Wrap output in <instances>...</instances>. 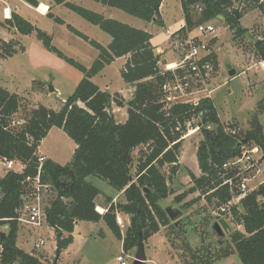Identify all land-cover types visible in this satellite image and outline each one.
Masks as SVG:
<instances>
[{
  "label": "trees",
  "instance_id": "16d2710c",
  "mask_svg": "<svg viewBox=\"0 0 264 264\" xmlns=\"http://www.w3.org/2000/svg\"><path fill=\"white\" fill-rule=\"evenodd\" d=\"M33 8L36 0H22ZM103 6L118 9L144 22H154L163 26L159 7L163 0H92ZM63 5L89 24L98 27L111 38L107 47L90 40L70 25L66 29L88 43L98 56L89 69L64 57L51 45V38L35 29L29 22L14 12L3 27L13 29L23 36L36 30V37L49 52L76 67L83 78L73 93L67 97L59 111L38 106L33 109L28 121L16 130L9 124L17 113L21 99L0 88V160L16 161L23 166L21 173L7 171L0 178V225L9 226L8 234L1 238L4 252L1 264H46L34 254L24 253L17 247L18 223L16 221L26 194L32 188L26 179L34 180L39 173V183L48 185L55 193L53 200L45 208L46 224L53 229L55 238V259H58L73 243V229L77 221L98 223L105 226L122 241L123 251L130 252L136 247L139 232L143 241L166 227L170 222L165 209L158 203L165 200L170 192L168 180L178 170V155L186 133V124L198 119L202 139L195 157L201 176L196 177L188 170L192 183L180 197L199 193L209 203L216 201L219 207L226 204L236 189L223 185L234 178V172L222 169L227 161L241 155L242 147H256L264 159V134L256 121L243 135L231 133V126H223L215 107L209 98L194 104L167 102L164 86L173 82L178 75L160 67V56L151 45L152 36L147 32L129 27L120 22L105 19L102 15L73 5L69 0H53ZM240 6H238V5ZM246 4H251L264 19V0H181L185 26L177 31L183 38L198 24L222 17V22L234 37L245 34L240 20ZM202 11L197 13L195 8ZM242 6V7H241ZM50 10V9H49ZM46 11V8H45ZM47 16L58 25H64L51 13ZM10 44L0 45V57H12L17 51ZM252 54L257 62H264V37L256 39ZM128 57L120 70L122 81L133 87L132 99L127 103L118 95L102 92L91 81L115 59ZM209 60L216 67V56ZM177 74V75H176ZM126 107L127 120L117 123L112 115V106ZM208 124L216 128L206 129ZM52 128L62 130L76 145L68 164L61 166L51 160L41 165L37 162V150ZM146 147L148 153L139 158L132 173L133 152ZM170 166V176L166 178L162 169ZM40 167V168H39ZM88 177L97 178L116 192L123 193L124 203L111 204L103 215L95 211V199L101 192L91 185ZM107 202L111 199L106 198ZM130 216V224L122 238L116 222V214ZM232 222L243 229L234 232L231 243L241 264H264V184L248 193L237 206L230 208ZM174 223V230L179 228ZM179 239H177L178 241ZM200 264V263H199Z\"/></svg>",
  "mask_w": 264,
  "mask_h": 264
},
{
  "label": "rangeland",
  "instance_id": "374dc122",
  "mask_svg": "<svg viewBox=\"0 0 264 264\" xmlns=\"http://www.w3.org/2000/svg\"><path fill=\"white\" fill-rule=\"evenodd\" d=\"M37 1L48 5L55 18L65 20L90 40L106 46L109 36L98 27L89 24L65 6L56 5L53 0ZM69 2L98 14H101L103 8L92 0H69ZM26 4L22 0H9L7 5L12 10L16 7L17 15L29 22L35 29L48 35L51 38V45L64 57L89 69L96 60L98 52L88 43L69 33L65 27L56 25L52 18L41 16L34 12L33 7L29 5V8ZM45 7V5H40L37 11L43 14ZM245 8L242 20H240L241 27L246 31L242 37L235 38L234 30L229 29L222 21L217 23L213 21L217 38L212 39L210 44L216 56V67L213 66V71L203 81L189 76L184 69L177 70L180 77L170 82L172 86L177 87V90L172 92L173 99L170 103L194 104L201 99L209 98L223 126H231L233 130L243 135L250 129L251 123L256 121L262 126L264 134V62H257L252 54L253 43L256 39L264 37V19L251 4H246ZM1 9L0 23L2 22ZM111 12H113L111 13L113 20L153 35L152 44L162 50L163 57L168 62L178 61L179 53L173 51L170 37L166 34V30L170 33L176 32L182 24L177 0L164 1L163 26L146 23L122 11L113 10ZM105 15L108 17L109 13ZM1 24L0 45L8 43L13 45L12 47L17 51L12 57H0V88L22 98L20 107L14 115L15 121H28L34 109L33 105L55 112L59 111L62 107V100L64 101L73 93L83 78L82 72L59 58L57 54L46 50L37 39L36 30L28 36H23L13 29L3 28L5 29L3 32ZM228 67L235 71L234 76L228 75ZM121 68L122 62H115L106 67L101 74L93 77L91 81L102 91L117 92L121 87L123 88L124 83L120 77ZM49 88L55 92H49ZM198 122V119H193L186 124V133L178 155V170L173 180L167 182L170 194L158 203L162 209L169 207L181 212L182 217L177 226L179 231L174 230V223L170 221L166 227H161L158 233L147 238L144 241L147 259L145 264H241L230 237L234 232H242L243 229L237 227L227 215L224 220L230 227V233L225 239L218 241L211 232V225L216 220L214 217L217 208L216 201L212 200L209 203L199 193L187 195L180 202L176 199L192 186L188 170L196 177L201 176L195 159L196 149L202 139ZM20 126L16 125L13 128L9 126V129L13 131ZM205 128L211 130L216 127L214 124H208ZM52 132L44 143L40 144L41 151L43 153L58 152L65 156L69 153L73 142L61 130L55 128ZM244 148L245 150L251 149ZM147 153L146 147H139L135 151L132 163L133 174L139 158ZM37 156H39L38 151ZM254 159L255 168L244 174V177L249 180V189L256 188L264 179L262 154L259 152ZM13 168L17 169L16 166ZM6 172L7 166L0 160V178ZM162 173L168 178L170 166H165ZM88 180L96 187L101 186L103 190L110 192L113 190L97 178L89 177ZM54 196L53 192L42 193L41 206L47 207ZM120 216L123 218V227H119L123 238L130 224V216L121 214ZM116 222L118 224L117 219ZM82 224L87 227L83 230V240H77L75 245L67 253L63 251L58 259L54 256V235L46 224L42 226L18 224L16 242L23 252L34 254L46 264H117L116 256L121 253L125 255L126 264H132L135 248L125 253L122 249V241L118 240L103 222ZM1 234L7 236L8 230ZM41 240L44 244L36 248Z\"/></svg>",
  "mask_w": 264,
  "mask_h": 264
},
{
  "label": "built area",
  "instance_id": "2783aa9c",
  "mask_svg": "<svg viewBox=\"0 0 264 264\" xmlns=\"http://www.w3.org/2000/svg\"><path fill=\"white\" fill-rule=\"evenodd\" d=\"M9 0H0V9H1V19L4 23L5 20H9L11 18L12 13L15 10H12L7 4ZM197 13H200L202 9L200 7L195 8ZM36 12L37 8L35 9ZM40 13V12H38ZM42 14V13H40ZM218 16L215 20L204 22L195 26V28L191 32L186 33V37H181L179 34L172 33L170 37H173V41L171 45L173 46V51L179 53L178 61L171 62L167 65H161V67L166 69V71L174 72L179 69H184V71L189 75L193 76L197 80L203 81L205 77H208L209 74L213 71V64L209 60L211 54H213V50L211 49V40L217 38L215 34V25L214 22H219ZM2 23V24H3ZM3 27V26H2ZM6 29V27H3ZM5 29L4 32H5ZM7 30V29H6ZM194 33V34H193ZM170 65H173V68H169ZM178 77L175 76V79ZM177 87L172 86L170 82H168L164 86V93L166 95L165 99L167 102H171L173 99L172 92L176 91ZM24 121L12 119L9 126L10 128L15 127L16 125H23ZM232 134H236L237 131L231 129ZM259 153V150L256 147L251 148L250 150H245L242 147L241 155L232 158L223 164L222 169L228 170L230 172H234L233 179H227L223 182V185H228L231 189H237V194L233 195V197L226 204H223L215 209L214 217L225 219V216H230V208L237 206L242 198H244L248 193L255 190L258 186L264 184V179L259 183L256 188L249 189V180L244 177V174L250 172L253 168H255L256 162L254 156ZM37 162L41 165L45 159L43 157L37 156ZM8 168L11 167L12 162H7L5 160L2 161ZM40 168V167H39ZM238 180L240 182L238 183ZM32 188V192L28 193L23 198V203L20 209L17 211L18 217L16 219L18 224L22 225H32V226H42V224H46V216H45V208L41 206V196L42 193H52L50 187L48 185H42L39 183V173L34 180L26 179ZM48 206V205H47ZM95 210H98L95 208ZM97 213L102 215L101 212ZM119 227H123L122 223L118 221ZM9 227L7 224H3L0 227V231L3 232L8 230ZM1 232H0V240H1ZM44 242L41 240L36 245V248L42 246ZM3 244L0 242V264L3 257ZM117 264H126L124 253L116 256Z\"/></svg>",
  "mask_w": 264,
  "mask_h": 264
},
{
  "label": "crops",
  "instance_id": "0c3cea01",
  "mask_svg": "<svg viewBox=\"0 0 264 264\" xmlns=\"http://www.w3.org/2000/svg\"><path fill=\"white\" fill-rule=\"evenodd\" d=\"M164 1L165 0H163L162 1V3H161V5H160V7H159V14H160V19H161V22H162V24H163V20H162V9H163V4H164ZM178 2H179V6H180V13H181V17H182V24H181V26H180V29L181 28H183L184 26H185V21H184V17H183V12H182V8H181V0H177ZM36 2L39 4L38 5V7H37V9L39 8V6L40 5H45L46 7H47V11H45V9H44V13L43 14H40L41 16H47V14L48 13H51V8L48 6V5H46L45 3H43L42 1H37L36 0ZM99 4V3H98ZM26 5H28V4H26ZM101 5V4H100ZM103 8H102V11H101V14H102V16L105 18V19H111V20H113V18L111 17V13H113V12H111V11H113V10H118V9H114V8H109V7H106V6H103V5H101ZM28 7L30 8V6L28 5ZM45 7V8H46ZM35 9L36 8H33V10H34V12H36L35 11ZM50 9V10H49ZM15 11H14V13L16 14V7H15V9H14ZM118 11H120V10H118ZM109 13V15H108V17L105 15V13ZM36 13H38V12H36ZM52 14V13H51ZM98 14V13H97ZM100 14V15H101ZM53 15V14H52ZM54 17V16H53ZM220 19H219V21H222V17L220 16L219 17ZM60 19V18H59ZM53 20V19H52ZM61 21H63V23H64V25H58V24H56V25H58V26H60V27H65V29H66V25H69L65 20H63V19H60ZM242 20V19H241ZM2 21V20H1ZM114 21H116V20H114ZM118 22V21H117ZM1 23H3V21L1 22ZM0 23V24H1ZM147 23V22H146ZM151 23H154V22H151ZM150 23V24H151ZM2 26V25H1ZM71 26V25H70ZM72 27V26H71ZM75 29V28H74ZM2 30H3V27H2ZM67 30V29H66ZM139 30V29H138ZM68 31V30H67ZM141 31H144V30H141ZM178 31V30H177ZM176 31V32H177ZM4 32V31H3ZM69 32V31H68ZM79 32V31H78ZM145 32V31H144ZM176 32H174V33H176ZM70 33V32H69ZM148 34H149V32H147ZM72 34V33H71ZM166 34L167 35H169V37H170V34H172V33H170V32H168L167 30H166ZM151 35V34H150ZM75 36V35H74ZM152 36V39H151V45L155 48V52H156V54L157 55H159L160 56V62H162L163 60H165L166 61V64H170L171 62H168L167 61V59L165 58V57H163V54H162V50L160 49V48H158V47H155L153 44H152V40H153V35H151ZM78 38V37H77ZM172 40H173V37H170V41L172 42ZM110 41H111V38L109 37V39L108 40H106V46L105 47H107L108 45H109V43H110ZM104 47V46H103ZM127 59H128V57H122V58H118V59H115L110 65H107V66H105V68L106 67H108V66H111L112 64H115V62H118V61H121L122 62V67L124 66V64L126 63V61H127ZM105 68L99 73V74H101L104 70H105ZM122 69V68H121ZM98 74V75H99ZM98 87V86H97ZM99 88V87H98ZM100 89V88H99ZM100 91H102L101 89H100ZM102 92H107V91H102ZM108 93V92H107ZM133 93H134V89H133V87H131V86H128V85H126L125 83H123V88L121 87L120 89H119V91H117V92H112V93H108V94H110L111 96H113V95H118L119 96V98L121 99V100H123V102L124 103H127L128 101H130L131 99H132V96H133ZM20 99H22L21 97H19ZM22 101V100H21ZM65 101V100H64ZM64 101L62 100V105H63V103H64ZM32 104V103H31ZM34 107V109H36L37 108V106L36 105H33ZM61 109V108H60ZM111 112H112V115H113V117H114V119H115V121L117 122V123H121V124H123V123H125V121L127 120V109H126V107H122V108H120V107H116L115 105H113L112 106V110H111ZM15 115H16V113H15ZM13 119H15V117L13 116ZM53 129H55V128H52L49 132H48V134H47V136L45 137V139H43L42 141H41V143L40 144H43L44 143V141L47 139V137H48V135L50 134V133H53L52 132V130ZM57 129V128H56ZM58 130H60V129H58ZM62 131V130H61ZM63 132V131H62ZM76 149V145L73 143V145H71L70 146V151H69V153H67L65 156L63 155V154H61V153H58V152H51V153H48V152H46V153H43L42 151H41V145H39V147H38V154H39V156H42L44 159H47V160H51V161H53V162H55V163H57V164H59V165H61V166H64V165H66V164H68L69 162H70V160H71V157H72V155H73V153H74V150ZM139 148H137V149H135L134 150V152H133V155L135 154V151L136 150H138ZM195 159H196V157H195ZM196 163H197V160H196ZM13 166H16L17 167V169H15V168H13ZM23 170V166L20 164V163H18V162H16V161H14V162H12V164H11V167L10 168H8L7 167V171H13V172H16V173H21V171ZM89 178V177H88ZM88 178H87V181L91 184V185H93L89 180H88ZM99 183H101V182H99ZM94 187H96L95 185H93ZM100 186V185H99ZM100 192H101V195H99L98 197H96V199H95V208H97V209H99L100 211H101V213H102V215L107 211V209L109 208V206L111 205V204H113V205H115V204H117V203H124V199H123V193H121V192H116L114 189L110 192L109 190H103V189H101V186H100V188L99 187H96ZM106 198H109V199H111V202H107V200H106ZM97 211V210H96ZM122 216H124V215H122ZM116 219L118 220V221H121V223L123 222L122 220H123V218L120 216V214L119 213H117L116 214ZM82 223H86V222H83V221H77L76 223H75V225H74V229H73V233H72V236H73V243L63 252V253H67L68 251H69V249L70 248H72L74 245H75V242L77 241V240H83V238H84V229H86L87 227H85L84 226V224H82ZM99 223V222H98ZM98 223H96V224H98ZM93 224H95V223H93ZM47 225V224H46ZM50 228V227H49ZM51 230H52V233H53V235H54V232H53V229L52 228H50ZM19 231V230H18ZM55 239V238H54ZM17 243V242H16ZM17 247H18V245H17ZM21 250V249H20ZM54 251H55V249H54ZM25 253V252H24Z\"/></svg>",
  "mask_w": 264,
  "mask_h": 264
},
{
  "label": "water",
  "instance_id": "95a60500",
  "mask_svg": "<svg viewBox=\"0 0 264 264\" xmlns=\"http://www.w3.org/2000/svg\"><path fill=\"white\" fill-rule=\"evenodd\" d=\"M161 65H166V61L163 60L161 62ZM228 69H229L228 75L230 77L234 76L235 71L231 69L230 67H228ZM49 92L54 93L55 90H53L52 88H49ZM165 213L167 214L169 220L175 223V225L178 224V221L182 217V214L179 210L172 209L169 207L165 208ZM211 232L218 241H223L225 237L230 233V227L225 220L221 218H216L215 222H213V224L211 225ZM4 237H5V234H1V238H4ZM146 260L147 259H146L145 251H144L143 236H142V233L139 232V237H138V241L135 247V254H134L132 264H145Z\"/></svg>",
  "mask_w": 264,
  "mask_h": 264
},
{
  "label": "bare ground",
  "instance_id": "6f19581e",
  "mask_svg": "<svg viewBox=\"0 0 264 264\" xmlns=\"http://www.w3.org/2000/svg\"><path fill=\"white\" fill-rule=\"evenodd\" d=\"M46 11H47V7H46ZM169 68H173V65H170ZM97 211L101 212L99 209Z\"/></svg>",
  "mask_w": 264,
  "mask_h": 264
}]
</instances>
